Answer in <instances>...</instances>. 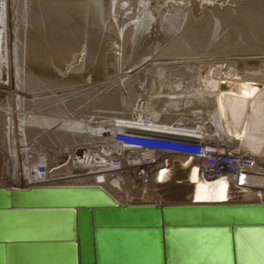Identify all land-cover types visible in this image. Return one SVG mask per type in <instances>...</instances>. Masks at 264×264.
Wrapping results in <instances>:
<instances>
[{"label":"bare ground","instance_id":"1","mask_svg":"<svg viewBox=\"0 0 264 264\" xmlns=\"http://www.w3.org/2000/svg\"><path fill=\"white\" fill-rule=\"evenodd\" d=\"M226 1L0 0V171H7L0 205L8 194L15 205L264 204V69L250 66L264 62V51L244 47L264 48V0ZM239 30L245 35L237 38ZM133 81L147 82L139 109L146 124L136 101H127L138 89ZM192 87L205 98L185 95ZM93 108L114 112L82 115ZM116 127L218 139L256 165L238 184L204 178L197 160L176 157L141 186L132 174L91 163L93 147L109 144ZM44 146L59 150L46 154ZM40 162L47 169L37 183L30 172ZM231 214L264 220V211ZM79 221L85 238L83 215ZM71 224L67 210L17 211L0 237L68 238ZM215 255L227 264L225 243Z\"/></svg>","mask_w":264,"mask_h":264},{"label":"water","instance_id":"2","mask_svg":"<svg viewBox=\"0 0 264 264\" xmlns=\"http://www.w3.org/2000/svg\"><path fill=\"white\" fill-rule=\"evenodd\" d=\"M9 195L0 205V230L9 231L17 211L67 210L71 235L0 237V264H218L215 250L222 243L227 264H264V220L231 214L239 209L263 212L264 204L15 205Z\"/></svg>","mask_w":264,"mask_h":264},{"label":"built area","instance_id":"3","mask_svg":"<svg viewBox=\"0 0 264 264\" xmlns=\"http://www.w3.org/2000/svg\"><path fill=\"white\" fill-rule=\"evenodd\" d=\"M115 129L109 144L93 147L91 163L107 172L132 174L141 186H149L159 174L172 169L176 157L197 160L204 178H231L238 184L250 178L256 165L248 155L218 139ZM30 173L41 183L46 166L38 165Z\"/></svg>","mask_w":264,"mask_h":264},{"label":"rangeland","instance_id":"4","mask_svg":"<svg viewBox=\"0 0 264 264\" xmlns=\"http://www.w3.org/2000/svg\"><path fill=\"white\" fill-rule=\"evenodd\" d=\"M225 1H226V0H225ZM229 3H230V1L227 0L226 3L224 4V6H227ZM226 4H227V5H226ZM220 8H223V7L221 6ZM244 31H245V30H244ZM244 31H243V30H239V31H237V32L235 33V34H236L235 36H236V37H237V36H240V37H241V36L245 33ZM240 33H241V34H240ZM244 35H245V34H244ZM235 36L233 35L234 38H235ZM237 38H238V37H237ZM241 46H242V45H241ZM248 46H249V47H248ZM250 46H251V47H250ZM244 47H245V48L248 47V48H247V51H251V52H252V50H255V49H257V51H259V52H261L262 50L264 51V48L256 47V46H253V45H246V46H244ZM253 47H254L255 49H254ZM259 49H260V50H259ZM229 50H230V49H229ZM226 51H227V50H226ZM253 52H256V50L253 51ZM220 54H221L220 57H221V56H225V58H226V57L228 58V56L223 55V53H220ZM187 56H188V55H187ZM189 56H190V55H189ZM189 56H188V57H189ZM183 57H185V55H184V56H181V57H180L181 59H180V60L178 59V61L180 62V61H184V60L189 59L188 57H186V58L183 59ZM216 57L219 58V55L216 54ZM230 57H231L232 59H234V57H235V59H236V58H239V56H229V58H230ZM241 57H242V56H241ZM190 58H192V57H190ZM257 62H258L259 64H258ZM254 63H255V61H254ZM256 63H257L259 66H258ZM256 63L253 64V62H252V64H250V66H253V67H256V66H257V67H259V68H261V69H264V62L256 61ZM262 63H263V64H262ZM260 64H261V65H260ZM254 65H255V66H254ZM262 65H263V67H261ZM241 70H246V69H243V68H242ZM133 83H134V84L131 83V84H132V90H133L134 88H136L135 85L138 87V89L136 88V89H134V91H132V90H131V86L129 85V86H130L129 89L132 91V93H134V95H132V97L130 96L131 98H127V101H130V99H132L133 102L136 101V104H138V106H137L138 111H137V112L140 113V120H141V122H147V123H148V119H147V117H145V115L142 114V113H145V111L143 112V111L141 110V111H142V112H141V111L139 110V109H142L144 106H145V107L147 106V105H145L146 103L143 102V100L146 99V98H144L143 96H141V94H143L144 91L147 89V88H146V87H147V82L144 81V82H143L142 84H140V85H137V84H138L137 81H136V82L133 81ZM4 86H6V85H4ZM133 86H134V87H133ZM145 86H146V87H145ZM140 88H141V89H140ZM144 88H145V89H144ZM194 88H195V87L190 88L189 91L186 90L185 88H183L184 91L186 90V92H184L185 95H187V94L190 95V93L192 92L191 94H193V95H192V98H193V96H194V100H195V98H197L198 96H201V97H204V98H205V93H204V92L199 93V91H195ZM139 89H140V90H139ZM142 89H143V91H142ZM192 89H194V90L192 91ZM136 91H137V92H136ZM138 91H139V92L142 91V92L139 93ZM194 91H195V92H194ZM187 92H188V93H187ZM153 94H154L155 96H157V97H160V94H162V93H160V92H158V91H154ZM145 95L148 96L147 94H145ZM145 95H144V96H145ZM138 96H139V97H138ZM151 96H152V95H151V93H150V97H151ZM142 97H143V99H142ZM150 97H147V98H150ZM192 98H191V99H192ZM185 99H186V98H185ZM154 100H155V99H154ZM154 100H153V101H154ZM148 102L150 103V102H152V101H148ZM149 103H147V104H149ZM152 103H153V102H152ZM153 104H154V106L157 105V104H155V103H153ZM41 105H42V104H41ZM41 105H40V107H39V108H40L39 110H42L43 107H44V108L46 107V105H44V103H43V106H41ZM47 106H48V104H47ZM37 107H38V106H37ZM41 107H42V108H41ZM187 107L189 108V106H187ZM187 107H185V108L187 109ZM190 107H191V105H190ZM163 108H164V107H162V109H163ZM185 108H184V109H185ZM37 109H38V108H37ZM179 109H181V107H179V108L177 109V111H176L177 113L180 112V113H185L186 116L188 115V112H187V111H185V110H184L183 112L181 111L183 108H182L181 110H179ZM199 109H201V108H199ZM35 110H36V108H35ZM90 110H93V111H88L89 113H88V112H87L86 114L83 113L82 115H84V116H85V115H87V116L90 115V116H93V117H94V116H95V117H96V116L99 117V116H101V115H99V114L97 113V110H99L98 112H101V111H102V112H114V111L111 110V109H107V110L103 109V110H102V109H100V108H93V109H90ZM110 110H111V111H110ZM201 110H202V109H201ZM205 110H207V109H204L202 112H205ZM94 111H95V112H94ZM192 111H193V110H189V112H192ZM194 111H195V110H194ZM186 112H187V113H186ZM98 115H99V116H98ZM104 115H105V114H104ZM106 115H107V114H106ZM141 115H142L143 117H142ZM185 115H183V116H185ZM101 117H102V116H101ZM105 117H108V115L105 116ZM103 118H104V117H103ZM143 118H144V119H143ZM145 118H146V119H145ZM96 120H97V119H96ZM100 120H102V119H100ZM174 122H176V121H174ZM156 125H161V124H160V123H157ZM160 128H161V127H158L157 130H160ZM161 129L163 130V129H165V128H161ZM28 145H31V144L28 143ZM35 146H37V145H35ZM57 147H58V146H57ZM57 147H56V148H52V147L50 146V148H49V147H47V146H44L42 150L45 151V152L43 151L44 153L48 152V153H46V154H49V152H50L51 150H54V151L56 150V151H58V150H59V147H58V148H57ZM46 148H47V149H46ZM48 148H49V149H48ZM47 150H48V151H47ZM31 152H32V151H31ZM31 152H30V153H31ZM52 152H53V151H52ZM52 152H51V153H52ZM51 153H50V157L53 155V153H52V154H51ZM23 154H25V153H23ZM23 154H21V155H23ZM21 155H20V156H21ZM55 157H56V156H55ZM6 158H7V157H6ZM6 158H5V160L7 161ZM46 159H48V157H47ZM49 159H51V158H49ZM58 159H59V157H58ZM1 162H3V161L0 160V165L4 163V162H3V163H1ZM7 162H8V161H7ZM42 164L46 165V164L43 163V162L38 163V165H42ZM3 165H4V164H3ZM38 165H37V166H38ZM2 169H3V168H2ZM2 169H1V171H0V174H1V175L4 174V176H5V172H7V171H5L6 169H4V171H3ZM46 169H47V166H46ZM3 172H4V173H3Z\"/></svg>","mask_w":264,"mask_h":264},{"label":"snow or ice","instance_id":"5","mask_svg":"<svg viewBox=\"0 0 264 264\" xmlns=\"http://www.w3.org/2000/svg\"><path fill=\"white\" fill-rule=\"evenodd\" d=\"M198 199L200 198V197H197ZM224 197H221V199H223Z\"/></svg>","mask_w":264,"mask_h":264}]
</instances>
